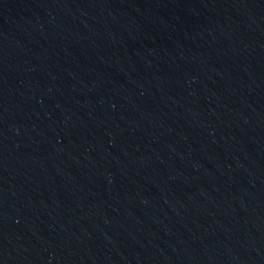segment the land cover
Here are the masks:
<instances>
[{"label": "water", "instance_id": "water-1", "mask_svg": "<svg viewBox=\"0 0 264 264\" xmlns=\"http://www.w3.org/2000/svg\"><path fill=\"white\" fill-rule=\"evenodd\" d=\"M0 264H264V0H0Z\"/></svg>", "mask_w": 264, "mask_h": 264}]
</instances>
